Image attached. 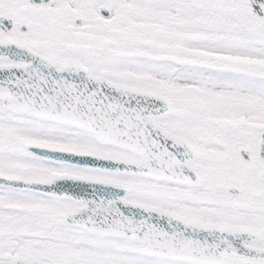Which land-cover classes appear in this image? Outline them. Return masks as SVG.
I'll return each instance as SVG.
<instances>
[{
    "label": "snow or ice",
    "instance_id": "obj_1",
    "mask_svg": "<svg viewBox=\"0 0 264 264\" xmlns=\"http://www.w3.org/2000/svg\"><path fill=\"white\" fill-rule=\"evenodd\" d=\"M0 264H264V0H0Z\"/></svg>",
    "mask_w": 264,
    "mask_h": 264
}]
</instances>
